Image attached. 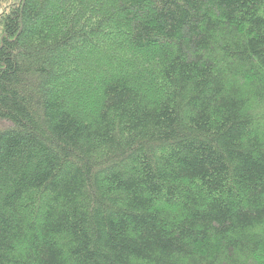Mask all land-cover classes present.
<instances>
[{"label":"trees","instance_id":"obj_1","mask_svg":"<svg viewBox=\"0 0 264 264\" xmlns=\"http://www.w3.org/2000/svg\"><path fill=\"white\" fill-rule=\"evenodd\" d=\"M0 264H264V0H0Z\"/></svg>","mask_w":264,"mask_h":264}]
</instances>
